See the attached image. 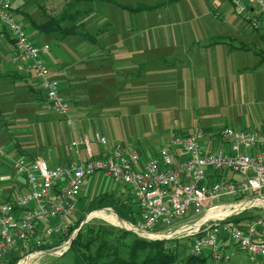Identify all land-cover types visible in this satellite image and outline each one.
<instances>
[{"label":"crops","instance_id":"1","mask_svg":"<svg viewBox=\"0 0 264 264\" xmlns=\"http://www.w3.org/2000/svg\"><path fill=\"white\" fill-rule=\"evenodd\" d=\"M82 10L73 35L45 33L36 28L39 22L29 18V36L38 45H50L51 73L71 104L69 142L85 136L92 154L101 153L104 147L88 124L103 106H110L116 114L112 135L100 134L107 140L106 149L118 142L143 158L167 142L172 133H186L191 128L203 129V146L208 151L221 145L218 131L224 126L264 132V21L254 6L244 0H95ZM247 17L256 21L255 28H248ZM11 51L9 39L0 38V76L11 79L15 97L26 90L30 93L37 80L11 63ZM28 78L32 84L24 81ZM202 78L208 82L207 105L215 109L209 110L208 123L191 125L187 114L174 115V109L179 100L186 104L192 96L198 98L204 89L196 92V84L189 82ZM119 96L126 98L118 101ZM32 103L37 105L40 100ZM119 113L132 117V129L127 120H119ZM69 144L48 162L68 161ZM7 149L11 158L27 156L23 148L16 153L14 146ZM78 150L85 159L84 145L79 144ZM0 161L5 169V197L19 182L11 163ZM95 173L100 176L97 174L86 194L88 179L84 182L77 206L105 191L119 194L126 190L128 194L125 186ZM228 176L239 178L230 172Z\"/></svg>","mask_w":264,"mask_h":264},{"label":"built area","instance_id":"2","mask_svg":"<svg viewBox=\"0 0 264 264\" xmlns=\"http://www.w3.org/2000/svg\"><path fill=\"white\" fill-rule=\"evenodd\" d=\"M245 1L264 21V0ZM247 20L248 28L256 27V21ZM0 26V38L8 37L12 44L11 63L37 80L44 95L40 103L72 125L71 104L50 70V45L33 42L25 26L15 19L10 0H0ZM218 136L221 145L208 151L203 146V129L172 133L167 142L143 158L118 142L106 149V138L95 133V140L104 147L98 156L92 154L84 136L71 140L68 161L58 163L11 158L7 145L1 144L0 158L11 163L19 183L3 197L5 169L0 161V260L19 246L59 242L24 255L16 264L30 255L66 252L70 239L86 222L82 220L64 238L77 219L78 195L84 182L100 172L113 184L127 188L138 212L134 223L123 221L128 224L124 227L140 237L190 239L188 253L213 262L228 260L236 253H243L250 262L263 261L264 132L224 126ZM79 144L84 145L85 159L80 157ZM229 172L239 178L228 176ZM243 215L246 218L232 221Z\"/></svg>","mask_w":264,"mask_h":264},{"label":"rangeland","instance_id":"3","mask_svg":"<svg viewBox=\"0 0 264 264\" xmlns=\"http://www.w3.org/2000/svg\"><path fill=\"white\" fill-rule=\"evenodd\" d=\"M120 1L124 3L126 0ZM129 1L137 3V0ZM150 1L153 2L157 0ZM10 3L14 11L15 19L25 26L27 32L30 31L29 18L41 23L47 20L49 16H57L67 8L66 0H10ZM109 6L111 7L112 5L109 4ZM5 77L6 76H0V145L6 144L7 148L14 146L15 153L18 148H23L27 151L25 154L27 155L26 157L30 158L40 157L47 161L57 158L58 151L61 149L65 150L68 143H70V129L73 126L67 125L57 113L48 111L45 105H40V103L36 105L32 103V100L38 99L39 96L41 97V94L37 90H32L30 93H28L27 90L23 91L26 93L15 96V102V97L12 93L14 88L9 85L11 79H6ZM191 80L193 81L189 82L190 85H193V83L196 84V92L202 91V89H204V92H198V98L196 99L192 96L190 100L188 99L186 101V104H183L182 100H179L175 105L174 115L183 116L187 114V123H191V125H195L197 122L201 125L206 124L210 121V116L212 115L210 114V116H208L209 113H212L209 110L215 109L213 106L207 105L205 92L208 90V82L203 78L197 81H194V79ZM24 81H29L30 84H32L30 78L24 79ZM193 91L195 92L194 87L192 88V93ZM125 98V96L117 97L118 101H124ZM173 106H171V108ZM11 108H13L12 111L16 110L17 112H11ZM115 116L116 114L110 111V106L98 108L88 124L89 130L93 135L97 132L107 136L112 135L113 117ZM117 116L120 117V121L127 120V127L132 129L133 124L131 123L132 117L130 115L125 117L123 113H119ZM97 174L98 173H95L88 178L85 194L93 187ZM118 192L121 196L127 195L126 190H120ZM227 199L230 200L232 198L228 197ZM85 206L86 204L76 206L77 219L84 215L83 220L85 219V223L87 224H104L115 228L126 229V227L119 223L120 221L123 222V220H120L111 208H102L86 213L84 210ZM101 211L102 214H98ZM110 214H112L118 222L108 218ZM179 240L183 242L185 239L181 238ZM184 250L185 249L181 245L180 252L183 253ZM30 258L31 257L28 258L27 264H29ZM72 262V253L70 251H66L60 256L52 255L47 252L39 255L36 254L30 260V264H72ZM212 264H264V261L250 262L243 253H236L228 260L213 262Z\"/></svg>","mask_w":264,"mask_h":264},{"label":"trees","instance_id":"4","mask_svg":"<svg viewBox=\"0 0 264 264\" xmlns=\"http://www.w3.org/2000/svg\"><path fill=\"white\" fill-rule=\"evenodd\" d=\"M93 1L95 0H68L67 8L57 16L52 15L42 23H35L36 28L45 33L77 34L76 28L78 24L76 23V17L84 11L82 10L84 5ZM30 90L39 91L41 97L39 96L38 99L40 101L44 99L43 92L39 87H30ZM102 208H111L121 220L129 223H134L138 212L129 194L121 196L111 191L95 195L88 201L84 210L86 213H89ZM83 218L84 215L75 220L64 238H67L74 229L78 228ZM244 218H246L245 215L233 218L232 221L237 222ZM57 243L15 247L0 260V264H16L24 255L34 250L49 249ZM189 244L190 239H185L183 242L180 240L147 239L140 237L131 230L115 228L104 224L84 223L78 228L67 251L72 253V264L213 263L206 256H193L189 254ZM181 245L185 249L183 253L180 252Z\"/></svg>","mask_w":264,"mask_h":264},{"label":"bare ground","instance_id":"5","mask_svg":"<svg viewBox=\"0 0 264 264\" xmlns=\"http://www.w3.org/2000/svg\"><path fill=\"white\" fill-rule=\"evenodd\" d=\"M95 213H98V212H95ZM98 214H102V211H101L100 213H98ZM108 218L113 219L114 221L118 222L112 214H110V216H108ZM119 223H120L121 225H123V226H127V224H126L125 222L120 221ZM32 256H33V255H30V256H28V257L22 259L21 261H19L18 264H27V260H28V258H29V257H32Z\"/></svg>","mask_w":264,"mask_h":264},{"label":"water","instance_id":"6","mask_svg":"<svg viewBox=\"0 0 264 264\" xmlns=\"http://www.w3.org/2000/svg\"><path fill=\"white\" fill-rule=\"evenodd\" d=\"M118 217V216H117ZM119 218V217H118ZM120 219V218H119ZM85 220V219H84ZM121 220V219H120ZM75 235H76V232L74 233V235L72 236V238L70 239V242H71V240L75 237ZM48 253H50L51 251H47Z\"/></svg>","mask_w":264,"mask_h":264}]
</instances>
